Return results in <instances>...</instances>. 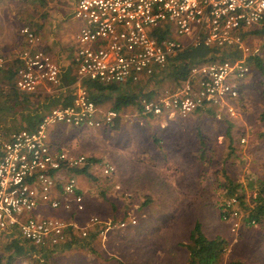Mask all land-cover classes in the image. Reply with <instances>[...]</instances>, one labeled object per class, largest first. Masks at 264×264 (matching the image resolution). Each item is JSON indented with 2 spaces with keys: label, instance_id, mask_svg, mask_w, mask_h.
Wrapping results in <instances>:
<instances>
[{
  "label": "built area",
  "instance_id": "1",
  "mask_svg": "<svg viewBox=\"0 0 264 264\" xmlns=\"http://www.w3.org/2000/svg\"><path fill=\"white\" fill-rule=\"evenodd\" d=\"M73 17L78 21L72 51L78 87L72 103L51 110L33 130L11 133L0 145V232L15 231L38 251L73 246L88 237L91 225L99 224L96 217L78 228L58 218L30 216L40 206L65 212L84 210L73 173L92 163L85 155L57 149L51 131L59 125L89 131L112 129L119 114L101 111L81 82L138 84L164 72L169 60L186 48L204 46L237 57L192 67L177 90L156 100L140 98L133 112L142 117L186 118L212 108L234 116L235 102L250 74L245 38L253 30L264 32V0H79ZM20 35L24 47L16 55L13 88L31 95L40 87L58 86L61 69L40 47L42 37L28 26L20 29ZM5 65L0 56V72ZM95 167L103 178L114 174L108 162H97ZM58 190L60 198H54ZM248 214L235 196L220 205V219L233 236L243 226L255 225L247 221ZM125 226L120 223L117 228ZM42 253L21 256L14 264H32L24 257L41 263Z\"/></svg>",
  "mask_w": 264,
  "mask_h": 264
},
{
  "label": "rangeland",
  "instance_id": "2",
  "mask_svg": "<svg viewBox=\"0 0 264 264\" xmlns=\"http://www.w3.org/2000/svg\"><path fill=\"white\" fill-rule=\"evenodd\" d=\"M78 1L40 0V3L48 11L53 5L58 6L74 29L78 21L72 10ZM36 12V8L30 9V15ZM245 42L250 49L249 57L260 59L264 68V36L254 34L253 30ZM226 55L231 59L237 57L235 53ZM59 58L60 84L45 86L47 89L31 94L27 110L17 114L23 106L12 109L11 105L0 103V145L11 133L21 130V122L33 114L43 117L59 108L60 97L76 91L78 80L70 50L63 51ZM248 64L250 74L235 102L234 116L210 108L186 118L178 115L142 117L135 115L130 106L125 110L128 111L126 115L119 114L117 130H94L101 136V141L93 142L88 141L91 140L89 130L57 127L53 135L58 138L56 143L65 150L73 147V143L75 148L81 147L83 153L101 151L107 145L116 147L121 154L117 161L122 182H115V188L120 190L115 192L113 188L115 193L108 200L100 197L104 202H99L95 213L98 216H94L99 220L97 228L104 227L100 236L92 240L89 238L91 232H88L84 242L77 241L71 250L59 252L57 249L51 253V256L56 253L52 260L41 263L29 257L23 260L32 264H186L188 254L183 245L194 224L199 222L206 237L220 236L228 242L223 264H264V222L252 227L243 226L233 236L229 225L220 219L218 207L226 198L215 182L216 173L224 167L231 179L242 184L249 197L252 192V195L256 193L258 182L264 183V120L261 119L264 73L252 62L248 61ZM166 74L161 72L153 76L152 82L144 80L133 85L137 101L143 98L141 93H153L152 100H156L177 90L180 83ZM86 81L83 80L81 86ZM10 84L13 85L14 80ZM110 107L107 103L99 109L106 112ZM227 131L231 134L233 149L230 155ZM204 147V161H200ZM111 178L97 177V182L103 186L110 183L113 187ZM84 216L82 225L87 221ZM120 223L126 225L124 229L117 228ZM8 255L1 244L0 261L13 264L18 260L8 261ZM87 256L92 259L86 263ZM53 259L57 263H53Z\"/></svg>",
  "mask_w": 264,
  "mask_h": 264
},
{
  "label": "trees",
  "instance_id": "3",
  "mask_svg": "<svg viewBox=\"0 0 264 264\" xmlns=\"http://www.w3.org/2000/svg\"><path fill=\"white\" fill-rule=\"evenodd\" d=\"M37 2V0H34ZM254 34L258 36H264L263 31H254ZM227 56L224 52L216 51L215 49L207 48L204 46L198 47H188L183 50L181 53L177 54L175 57L169 60V70L164 71L163 73L169 75V78H172L174 81L181 83L183 82L189 70L192 67L199 66L208 62L214 61L216 58L226 59ZM248 61L252 62L254 67L264 73V68L260 59L257 57H249ZM17 63H11L9 68H4L1 73H3V78L10 84L13 81L15 69ZM167 66V67H168ZM1 75V77H2ZM152 78L147 79L146 82H152ZM9 89L0 88V103L11 105V108L22 107V111H19L17 114L22 113L27 110L26 105L30 95L22 94L17 92L10 84ZM136 84L127 83L125 85H103L96 81H86L83 87L87 90L90 100L96 104L98 107L103 106L107 103H110V110H113L120 114L124 109L135 105L137 102L136 95L132 94V86ZM143 98L146 100H152L153 93H141ZM74 98V93L65 94L60 97L59 107L69 106ZM15 114V113H14ZM42 116H31V118L23 121V125H20V129L23 130H33L36 125L41 120ZM262 120H264V113H262ZM226 137L229 140V155L233 154V149L231 143V134L229 131L226 132ZM205 147L202 148L203 153L201 154L200 161H204V151ZM89 162L93 163L94 161L89 158ZM226 163V161H224ZM224 166V165H223ZM88 167L79 170V174H83L88 179L92 181H97V178H94L91 174L88 173ZM75 172V171H74ZM78 172V171H76ZM215 182L218 184V189L222 190L225 198L238 197L240 200V207L243 212H249L247 215V221L253 220L255 225L264 222V183L258 182L256 185L255 195L247 196L244 192V188L241 183L231 179L226 169L219 170ZM249 198V199H248ZM220 210V206L218 207ZM104 231V227L101 226L96 236H100ZM95 235L90 234L89 238L94 240ZM18 237V236H17ZM3 244L4 250L9 252L8 261L13 262L21 256L28 254H38L42 253V256L45 257L49 250L38 251V249L32 247L30 244L22 241L19 237L16 238L13 231L0 232V245ZM188 254V259L186 264H223V259L225 253L228 249V242L220 236L214 238H208L203 233L202 226L199 222H196L191 229L187 243L183 245ZM71 245H67L58 249L62 251L70 250ZM57 250L50 249L49 253H53ZM47 260V258H45ZM14 263V262H13ZM12 264V263H11ZM231 264H242L240 262H234Z\"/></svg>",
  "mask_w": 264,
  "mask_h": 264
},
{
  "label": "crops",
  "instance_id": "4",
  "mask_svg": "<svg viewBox=\"0 0 264 264\" xmlns=\"http://www.w3.org/2000/svg\"><path fill=\"white\" fill-rule=\"evenodd\" d=\"M33 7L36 8L37 12L32 13L30 15V9H33ZM48 10L43 3H40V0H37V2L34 0H0V56L4 57L6 60V69L9 68L11 63H17L15 55L18 53L19 50L24 47V41L22 36L20 35V29L24 26H28L42 37V45L40 47L44 49L47 53L51 54V57L59 64V66H61V61L59 57L63 51L70 50V54L72 57V51L75 46L74 36L77 32L78 26L76 25V27L72 29V27L69 26L68 18L62 16L58 6L53 5L51 11ZM16 65L18 66V63ZM2 74L3 73L0 72V88L9 89L11 85L7 84L8 82L4 80ZM43 88L44 87H41L40 89ZM129 92H132V94H135L137 97V94L133 91V89H131V91ZM126 109H124L120 114L126 115V113H128V111H125ZM120 117L121 116L119 115V118ZM119 118L115 121L114 126L112 128L114 131L117 130L120 126ZM23 124L24 123L21 122L20 125L22 126ZM56 128L52 129L51 131V142L57 146V149H64L56 143V141H58V138L54 137L53 135V131ZM65 128L68 127H64L63 129ZM90 137L91 138L89 139L91 140L87 139L88 141H101V136L97 134L96 131H91ZM68 151L72 155L89 156L94 161L92 163V166L88 168V173L91 174L93 177L96 176L94 178H103L98 174L97 169L95 167L97 162H108L109 164H111L115 169L114 174L111 178L114 186L112 187L110 183L105 184V186H103L101 184H98L97 181H92L83 174H79V170L78 172L75 171L73 174L76 177L78 193L83 198L84 210L81 213H76L74 211L65 212L62 209L52 210L47 206H40L36 211L30 214V216L39 218H58L67 222H72L75 224L76 227L82 228L87 226L88 219L93 218L94 216H98L95 215V213L97 214L96 208L97 205L100 204L99 202H104L102 201V199L104 198L108 200V198L112 197V195L116 192L115 182H122L117 161L118 157H120L121 154L118 152V149L116 147H113L112 145H107V147L103 146V150L101 151L87 150V152L83 153V149H81V147L75 148V143H73V147L70 146ZM113 188H115V192L113 191ZM53 197L60 198V190H58ZM84 215H86L87 221L85 225H82V220L85 217ZM99 229L100 228H97V225H91L88 229V232H91L93 233V235H95ZM74 247H76V245ZM78 247L81 246L78 245ZM59 250V252H63L62 249ZM55 255L56 253L54 254V256ZM54 256H51V253H48L45 257H43V259L46 260L45 258H47V260H49L51 257L53 258ZM91 259V256H87L85 262L87 263ZM52 262L57 263V261H55L54 259Z\"/></svg>",
  "mask_w": 264,
  "mask_h": 264
}]
</instances>
